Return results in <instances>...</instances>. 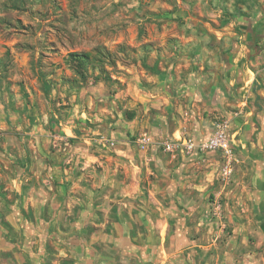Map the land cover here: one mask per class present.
<instances>
[{
    "label": "crops",
    "instance_id": "1",
    "mask_svg": "<svg viewBox=\"0 0 264 264\" xmlns=\"http://www.w3.org/2000/svg\"><path fill=\"white\" fill-rule=\"evenodd\" d=\"M56 8L63 15L60 44L70 38L73 45L124 47L117 65H106L108 74L95 70L85 83L73 79L51 88L64 107L61 117L114 125L115 105L125 115L100 138L112 147L94 148L93 138L76 134L71 124L63 129L69 147L40 167L38 186H31L25 156L13 168L18 178L8 176L4 189L0 183L1 192H19L0 193V264H264V146L249 142L247 148L257 157L246 165L255 175L252 228L235 226L239 239L224 251L218 253L215 243H197L187 224L171 228L167 210L158 206L195 203L181 190L212 185L221 156L220 149L167 151L161 144H198L224 124L231 144L244 147L252 125L264 124V18L258 14L264 4L71 0ZM249 8L251 15L238 14ZM144 128L149 133L138 132ZM145 135L152 141L141 148ZM261 141L264 128L258 131Z\"/></svg>",
    "mask_w": 264,
    "mask_h": 264
},
{
    "label": "rangeland",
    "instance_id": "2",
    "mask_svg": "<svg viewBox=\"0 0 264 264\" xmlns=\"http://www.w3.org/2000/svg\"><path fill=\"white\" fill-rule=\"evenodd\" d=\"M12 1L0 0V20L3 18L8 23L4 24L0 21V183L3 186L2 189L7 186L6 182H9L11 177L18 178L13 168L22 163L24 156L27 157L26 162L31 168V186H38V170L42 169L40 167L46 163H53L54 154L60 148L69 147V143L65 144V142H71L65 137L63 129L66 126L73 124L80 134L93 138L94 148L103 149L107 146L112 147V143L102 145L100 138L108 137V130L113 127L117 128L119 120H122L121 115H125V112L118 111L115 105L114 117L110 120L116 122L114 124L116 127L113 124L99 123L102 120L84 124V121H78L77 118L70 121L68 117H61L64 107L61 104L58 105L56 98H52L51 88L73 79L76 84L80 81L85 83L95 73V70H98V75H104V72L108 74L110 70L106 68V65L109 64L94 68L86 64L84 67L87 77L82 78L79 74L76 75L65 62L64 59L68 53L66 51H69L70 47L79 46L82 48L78 51H83L95 46L94 43L73 45L70 38L66 40L67 45L60 44L59 33L62 31H59L61 26L58 25L61 21L59 17L63 15L56 7L61 5L64 8L71 0H25L23 7L18 9L13 8ZM259 3L264 4V1L251 0L253 5ZM251 9L249 8V13L240 12L238 14L240 16L251 15ZM258 14L264 18V13L261 11ZM36 19H43L44 22L36 21ZM258 19L255 18L256 21ZM30 20L35 23H31ZM64 20L63 22L68 24L67 20ZM40 26L44 27L38 34L37 30ZM63 31L70 33L66 28H63ZM111 51L116 54L117 47ZM113 64L117 65L116 61ZM43 83L48 85L47 94ZM69 106L65 105L66 108ZM259 121L252 125L250 133L254 134L250 136V140L244 147L231 144L230 135L226 130L233 151V169L230 174H222L225 157L220 149V167L212 185L198 186L193 189L192 187L183 188L182 190L176 187V196L179 190L186 194L190 193L196 197L195 203L175 201L168 205L158 204L162 206L163 211L167 210L168 225L171 228L174 229L177 225L183 224L191 226L192 237L197 243L199 241L204 244L215 243L214 245L218 246V253L224 251L229 242L239 239L235 235V226L242 229L252 228L254 207L249 196L255 175L253 172L252 175L248 174L246 165H248V160L257 159V157L247 152V148L250 150L249 142L257 148L264 146V141L257 143L258 131L264 128V124ZM82 127H87L89 130L84 131ZM138 132H148V130L144 128ZM133 135L132 137H136ZM160 148L163 150L164 144H161ZM216 150L218 149L206 152ZM235 150L245 153V156H238ZM247 153L249 156L246 155ZM0 193L10 197L19 194L18 191H12L9 187Z\"/></svg>",
    "mask_w": 264,
    "mask_h": 264
},
{
    "label": "trees",
    "instance_id": "3",
    "mask_svg": "<svg viewBox=\"0 0 264 264\" xmlns=\"http://www.w3.org/2000/svg\"><path fill=\"white\" fill-rule=\"evenodd\" d=\"M11 0H9L10 2ZM25 0H13L12 4H14L15 9L22 8ZM1 23L8 24L7 21L3 18ZM124 51V47L119 45L117 51ZM117 58V53L115 54L111 50L107 49L103 45H96L89 50H74L69 51L67 56L65 57V62L70 66V68L75 72V74H79L80 77H87V73L85 72V65L90 64L91 67L102 66L105 64H113ZM45 93H48V85L43 83ZM128 117L132 118L133 113H128ZM76 134L80 132L77 129H74Z\"/></svg>",
    "mask_w": 264,
    "mask_h": 264
},
{
    "label": "built area",
    "instance_id": "4",
    "mask_svg": "<svg viewBox=\"0 0 264 264\" xmlns=\"http://www.w3.org/2000/svg\"><path fill=\"white\" fill-rule=\"evenodd\" d=\"M151 141V137L145 135L141 138L140 145L141 147H144L145 145L151 143ZM178 148H183V150L186 151H192L193 149H198L200 151L221 149L225 157L224 165L222 166V174H230L233 169V151L229 143L228 134L224 124L217 125L214 132L205 141L198 144L193 143L189 139H182L179 143H164V149L167 151H173Z\"/></svg>",
    "mask_w": 264,
    "mask_h": 264
}]
</instances>
